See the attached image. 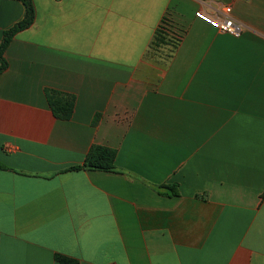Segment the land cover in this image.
Masks as SVG:
<instances>
[{
    "label": "crops",
    "instance_id": "crops-1",
    "mask_svg": "<svg viewBox=\"0 0 264 264\" xmlns=\"http://www.w3.org/2000/svg\"><path fill=\"white\" fill-rule=\"evenodd\" d=\"M32 1L0 76V264H264V0ZM24 15L0 0V45ZM164 18L183 37L148 58ZM94 145L116 171H64Z\"/></svg>",
    "mask_w": 264,
    "mask_h": 264
},
{
    "label": "trees",
    "instance_id": "trees-1",
    "mask_svg": "<svg viewBox=\"0 0 264 264\" xmlns=\"http://www.w3.org/2000/svg\"><path fill=\"white\" fill-rule=\"evenodd\" d=\"M18 1L22 2L24 5L25 15L20 22L4 32L3 40L0 45V76L8 67V61L5 57L8 46L19 32L30 28L34 24L36 18V10L32 0ZM183 34V30L174 26L169 18H164L160 27L156 30L147 57L149 58L163 47H169V53L167 55L171 57L172 53L179 46ZM45 95L50 109L56 118L60 120H69L72 118L76 104V97L74 94L47 88L45 89ZM116 156V150L106 146L94 145L89 150L83 164L70 167L64 171L94 170L113 172L117 169ZM0 168H5V166L0 164ZM169 188L172 190L173 195L178 194L176 186ZM55 261L58 264H80L78 259L63 254H56Z\"/></svg>",
    "mask_w": 264,
    "mask_h": 264
},
{
    "label": "built area",
    "instance_id": "built-area-1",
    "mask_svg": "<svg viewBox=\"0 0 264 264\" xmlns=\"http://www.w3.org/2000/svg\"><path fill=\"white\" fill-rule=\"evenodd\" d=\"M232 8L230 6L225 7L216 17L215 23L218 29L233 36H238L241 33V25L237 23L231 15Z\"/></svg>",
    "mask_w": 264,
    "mask_h": 264
}]
</instances>
